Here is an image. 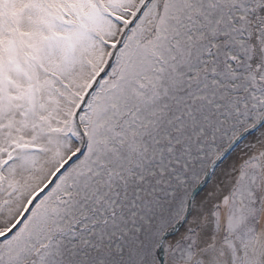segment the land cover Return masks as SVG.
<instances>
[{
    "label": "snow or ice",
    "instance_id": "obj_1",
    "mask_svg": "<svg viewBox=\"0 0 264 264\" xmlns=\"http://www.w3.org/2000/svg\"><path fill=\"white\" fill-rule=\"evenodd\" d=\"M0 264H264V0H0Z\"/></svg>",
    "mask_w": 264,
    "mask_h": 264
}]
</instances>
